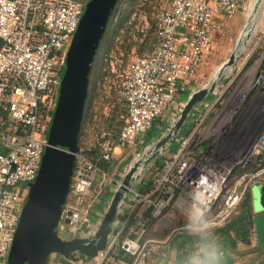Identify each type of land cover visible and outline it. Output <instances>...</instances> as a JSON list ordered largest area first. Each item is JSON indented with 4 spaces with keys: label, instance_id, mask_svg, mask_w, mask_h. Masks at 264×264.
<instances>
[{
    "label": "built area",
    "instance_id": "2783aa9c",
    "mask_svg": "<svg viewBox=\"0 0 264 264\" xmlns=\"http://www.w3.org/2000/svg\"><path fill=\"white\" fill-rule=\"evenodd\" d=\"M86 2L0 0V264H8L30 184L41 167L62 72ZM243 4L244 0H172L159 12L152 50L132 56L117 71L116 98L105 106L108 121L97 139L100 159L113 160L119 145L141 143L180 90L189 91L188 96L194 93L196 75L216 36L226 34L220 18L232 17ZM145 20L136 26L138 31L146 28ZM234 79L216 94L205 109L207 115L216 103L225 102L224 98L237 91L243 77ZM245 87L237 94L240 103L234 111L241 112L250 97L259 102L254 121L258 130L251 142L225 151L229 161L224 163L220 161L224 156L216 159L215 148L204 146L205 138L199 140L198 136L206 132L219 140L226 127L217 116L209 125L205 124L208 116L199 118L176 150L162 159L156 178L143 183L147 189L131 183L124 192L97 264H156L167 240L146 237L148 212L159 217L170 206L187 210L190 216L194 210L203 211L213 229L218 228L237 212L253 186L264 182V59ZM116 111L120 114L113 125ZM110 176L79 142L62 216V223L76 232L72 236H85L86 225H97L93 234L98 229L111 200L103 210L96 205Z\"/></svg>",
    "mask_w": 264,
    "mask_h": 264
},
{
    "label": "rangeland",
    "instance_id": "374dc122",
    "mask_svg": "<svg viewBox=\"0 0 264 264\" xmlns=\"http://www.w3.org/2000/svg\"><path fill=\"white\" fill-rule=\"evenodd\" d=\"M172 0H119L113 18H111L105 36L101 42L96 61L91 73L89 95L87 109L85 115L90 116L92 111L97 113L96 118H88L84 122L83 131L86 135L82 138L81 143L88 142L89 144L97 142L100 129L103 124L99 123L101 111L105 110V106L112 103L116 98L114 85L117 84V71L125 64L132 56L144 55L152 50L155 31L154 26L159 12L169 7ZM251 0H244L243 7L232 17H224L222 20L226 25V34L224 36L217 35L213 44L212 50L205 57L195 78L192 91L195 92L201 88L208 87L213 73L229 59L233 54L234 44L242 33L247 23V11ZM122 5H125L122 15L117 18L118 12ZM132 12V13H131ZM131 13V14H130ZM145 20L146 28L144 31H138L137 25ZM253 21V22H252ZM256 25L247 42L246 48L238 57L234 58L230 70L224 74L218 81L214 89L197 103L190 114L188 121L185 123V132L188 133L189 128L198 122L199 118L206 117V125H209L213 119L218 117L220 124L226 127V133L222 139L215 140L211 133L198 136L199 140L203 139V145L215 148L216 159L224 158L220 161L226 163L229 158H225V151L232 148L241 149L250 143L253 136L257 133L258 128L254 127L256 113L259 107V102L249 98L247 104L244 103L243 110L235 113V109L239 106L238 92L246 90L245 85L254 77L257 67L264 59V0L260 1L258 6V18L251 17L248 26ZM242 47V46H241ZM243 77L237 91L229 98H224L225 102H218L212 109L205 113L206 108L211 104L219 90L227 84L231 78L239 80ZM187 98L180 100L179 106H172L161 116V120L157 129H154L152 135L145 137L141 143L136 146H124L119 155V159L113 161V167L110 172V177L106 180L102 201H110L117 186L120 184L126 171L135 163L139 162L138 176L132 182V185L139 186L147 182V177L153 173L154 167L159 164L163 152L166 147H171L175 142H170L157 153L154 158H151L144 166L145 158L151 155L148 152L155 147L157 140L165 136L172 128L173 124L179 118L181 108L187 102ZM203 111V112H202ZM202 113V114H201ZM232 118L230 121L229 118ZM256 126V125H255ZM184 133V132H183ZM152 136V137H150ZM181 135L176 137L177 141ZM177 143V142H176ZM179 143V142H178ZM155 151V150H154ZM153 151V152H154ZM148 152V153H147ZM264 187V182L255 184L253 189ZM98 224V223H97ZM93 227L97 225H86L83 228L84 234H93ZM95 230V229H94ZM59 233L61 236H71L76 234L66 223H60ZM53 256L65 259L57 253ZM97 258L93 259L89 264H97Z\"/></svg>",
    "mask_w": 264,
    "mask_h": 264
},
{
    "label": "water",
    "instance_id": "95a60500",
    "mask_svg": "<svg viewBox=\"0 0 264 264\" xmlns=\"http://www.w3.org/2000/svg\"><path fill=\"white\" fill-rule=\"evenodd\" d=\"M118 2L87 0L85 4L62 72L57 105L47 135L48 145L38 175L30 184L15 230L8 264H49L53 253L75 262L86 263L95 259L107 245L124 192H128L129 186L140 173L137 161L123 177L94 234L61 236L59 225L62 223L76 165L91 73ZM234 58L232 54L223 66L232 65ZM214 87L213 84L201 88L189 97L172 128L157 140L155 151L145 158L144 166L178 133L193 107ZM251 193L255 214L254 234L257 244L264 249V187L252 188Z\"/></svg>",
    "mask_w": 264,
    "mask_h": 264
},
{
    "label": "crops",
    "instance_id": "0c3cea01",
    "mask_svg": "<svg viewBox=\"0 0 264 264\" xmlns=\"http://www.w3.org/2000/svg\"><path fill=\"white\" fill-rule=\"evenodd\" d=\"M260 1L261 0H251L250 1V5L247 11V23L245 25L246 31H248V33L245 35L243 47H241L242 46L241 44H238V39L240 37L237 38L234 44V47H233V54L235 55V58L238 57L239 54L245 50L247 42L250 38V35L255 29L256 25L251 29H248L247 26L252 16L258 18V6L260 4ZM220 19L223 20L224 17H221ZM229 70H230V67L228 66H225V67L223 65L220 66L213 73L208 86H211L213 84L214 86H216L219 79L224 74H226ZM188 92L189 91L187 90L185 91L180 90L179 94L177 95L175 99V102L168 109H170L172 106H179V103L181 102L180 100H182V98L188 97ZM185 104L183 105V108ZM183 108H181V112ZM160 120H161V117L156 120L154 128L147 134L146 137H148L150 133L153 132L154 129H157L158 127H160L159 126V123H161ZM185 122L180 128V130L178 131V133L166 145L170 144V142L172 141L173 143L175 142V144H173L171 147H166V145L164 146L166 147V149H165V152H163L162 154L163 156L161 157V159L168 157L172 152L176 150L177 145L179 144L178 142L182 140V137L186 133L185 132L186 128H184ZM179 135L181 136L180 138H178V141H177L176 137H178ZM123 147L124 145H119L117 147L113 160L119 159L120 157L119 155H121L122 152L119 153L118 150H122ZM154 150L155 148H151L148 152L152 154ZM161 162L162 160H160L159 164H157L154 167L153 173H151L147 177L146 183H151L154 180V178H156L161 168ZM128 170L126 171V173L128 172ZM138 188L143 189V190L147 189V187L144 186L143 184L139 185ZM102 196L101 198L103 199ZM102 199H100L99 204L96 205L98 210H103L105 205H107L108 203V201H105V200L102 201ZM101 212L102 211H100V213ZM189 214L190 213L187 212V210H180L176 206H170L164 209L162 211V215L159 217L153 216V214H151L150 212L146 214L147 219H148V223L146 225V237L153 238V239L167 240V243L165 244V246L160 249L161 250L160 254L155 258L156 264H181V260L184 254L192 247V244H193V240L187 234L186 228H183L189 223V217H190ZM215 229L216 228H214V230ZM214 237L223 246V249L225 252L224 264H264V249L257 244L255 234L252 236L250 244L244 243V242H238L236 249H230L228 245L224 246L220 242L218 233H216L215 231H214ZM68 261L69 263H65L63 260L53 256L52 254L50 256L49 264H89L91 262L90 261V262L83 263L81 261H77V262L70 261V260ZM96 263H98V260Z\"/></svg>",
    "mask_w": 264,
    "mask_h": 264
},
{
    "label": "trees",
    "instance_id": "16d2710c",
    "mask_svg": "<svg viewBox=\"0 0 264 264\" xmlns=\"http://www.w3.org/2000/svg\"><path fill=\"white\" fill-rule=\"evenodd\" d=\"M113 16L111 18H113ZM155 27H156V23L154 26V31H155ZM155 40L156 38L154 39V42ZM86 109H87V105H86ZM95 113L97 112L93 110L91 115L87 117L91 119L96 118L97 120L98 118L95 115ZM119 114L120 112L116 111L115 116L113 115V118H112L113 125L115 123L117 124ZM87 117L85 115L84 120H83L82 130L80 133V137H81L80 147H83L86 150V152L90 155L92 160L96 162L101 168H103L106 171H111L114 160L106 161L104 159L99 158L98 142H95L92 144H89L88 142H85L84 144L81 143L82 138L86 135V132L83 131V128H84V122L86 121ZM107 121H108V118L105 117L104 111L102 110L99 123L103 124L104 122H107ZM150 134L152 135V133ZM254 217H255V214H254L253 206H252V193L250 191L246 194L237 212L231 217V219L225 225L216 228L214 231L218 233L220 242L224 246L228 245L230 249H236L238 242H244L248 244L251 243V238L254 235ZM63 261L65 263H69L67 259H63Z\"/></svg>",
    "mask_w": 264,
    "mask_h": 264
},
{
    "label": "clouds",
    "instance_id": "9594fccd",
    "mask_svg": "<svg viewBox=\"0 0 264 264\" xmlns=\"http://www.w3.org/2000/svg\"><path fill=\"white\" fill-rule=\"evenodd\" d=\"M186 232L193 244L184 254L181 264H224L223 246L215 239L213 226L203 211L189 217Z\"/></svg>",
    "mask_w": 264,
    "mask_h": 264
},
{
    "label": "bare ground",
    "instance_id": "6f19581e",
    "mask_svg": "<svg viewBox=\"0 0 264 264\" xmlns=\"http://www.w3.org/2000/svg\"><path fill=\"white\" fill-rule=\"evenodd\" d=\"M253 22V21H252ZM249 25V24H248ZM255 25L253 24L252 26H247L248 29H251L253 28ZM248 33V31H246V28L245 30L242 32V34H240V38L238 39V44H241L242 47H243V44H244V40H245V35ZM194 210V209H193ZM196 212V210H194ZM194 212V213H195Z\"/></svg>",
    "mask_w": 264,
    "mask_h": 264
}]
</instances>
